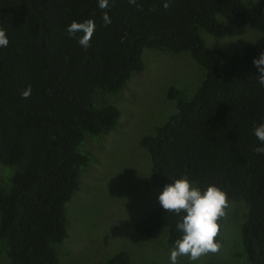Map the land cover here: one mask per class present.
<instances>
[{
	"label": "trees",
	"instance_id": "obj_1",
	"mask_svg": "<svg viewBox=\"0 0 264 264\" xmlns=\"http://www.w3.org/2000/svg\"><path fill=\"white\" fill-rule=\"evenodd\" d=\"M87 19L96 28L85 49L77 43L81 33L69 36L66 27ZM0 29L9 38L0 48V264H72L82 257L81 245L74 252L55 246L67 237L68 222L76 225L66 209L75 193L79 209L71 216L84 212L87 226L82 207L90 181L106 182V154L107 167L126 154L153 162L143 192L171 174L223 189L235 206L237 238L249 264H264V154L255 151L260 142L252 131L264 121V89L252 64L264 51V0H109L106 9L97 0H0ZM146 48L190 55L200 74L185 87L188 96L174 85L183 83L151 68L149 56L144 63ZM142 71L158 79L144 77L162 87L160 96L164 91L174 109L165 118L145 110L133 125L126 82ZM121 111L127 120L119 123ZM114 144L124 151L111 154ZM133 166L132 182L141 164ZM111 187L107 198L128 201ZM143 200L147 223L156 218L153 227L118 225L108 231L103 251L130 244L137 234L174 245L180 217L166 213L154 194ZM217 223L220 245L225 216ZM91 264L131 260L119 250ZM209 264L220 263L211 257Z\"/></svg>",
	"mask_w": 264,
	"mask_h": 264
},
{
	"label": "rangeland",
	"instance_id": "obj_2",
	"mask_svg": "<svg viewBox=\"0 0 264 264\" xmlns=\"http://www.w3.org/2000/svg\"><path fill=\"white\" fill-rule=\"evenodd\" d=\"M167 52L168 51L161 49L156 50L146 48L142 52V58L146 64V59L149 56V62H152L151 68L166 72L168 78L178 76V82L183 83L184 86L180 84L174 85L185 90L186 96H188L190 93L187 92L185 87L193 86L195 84L199 78L200 71L196 65L192 63L190 55L178 56ZM142 90L146 92L147 95L152 91L150 84H145ZM114 103L118 104L116 101H114ZM149 103L150 100L146 96L145 99L137 104L135 108L131 107L129 109V115L130 118H132L133 125L138 123ZM173 109V102L166 99L163 91V94L156 102L154 117L165 118V115L170 114ZM121 120L124 122L127 120L126 113L122 114V111L119 117V123ZM141 136L142 135L137 138H141ZM103 143L107 145L108 139H104ZM124 143L127 147L128 142ZM110 151L111 154H115L123 152L124 149L120 144H114L110 147ZM126 155L127 156L121 157L117 162L109 164V170L113 173L112 178L119 187L121 184L124 185L123 188H119L117 194H123L127 190L130 191L128 201L123 203V201H119L115 198H107V181L104 182L98 179L91 180V189L87 193V198L82 207L88 215L87 226L85 225L84 212H78L71 216L73 212L79 209V196L75 193L66 203L67 216L74 218L76 225L71 227L69 224V229L67 227V230H69L68 237L61 243L57 244L55 248H60L62 250L67 249L74 252L77 246L81 245L82 257H80L78 261L73 259L72 264H91L95 261L103 260L119 250H123L129 255L131 264H170L168 257L173 245H165L160 236L145 238L143 234H137L132 237V240H128L130 244L124 242L122 244L114 245L112 252L102 250L103 248L105 249L106 242L104 239L107 237L109 230L114 233V229H117L118 225H130L132 231H137L142 230L147 224L146 217L149 213V208L143 200V191L145 190V187L142 183L134 186L129 171L134 169L133 165L135 162L141 164L140 169L148 171L150 161L147 160L142 164L134 154ZM102 164L107 171V154L102 158ZM0 171L4 172L2 168H0ZM84 176L85 174H82L81 186L85 183ZM107 210L109 212V226H107ZM234 212L235 206L228 203L224 215L225 227L223 231H221V243L218 250L214 253L201 255L195 261L197 264H209V259L211 257H213L215 262L220 264H249L242 245L237 238L238 222L232 217ZM92 219L97 221L98 224L94 223L91 226ZM91 239H93V242ZM187 260L191 261L187 256H179L177 258V264H182ZM69 264H71V261H69Z\"/></svg>",
	"mask_w": 264,
	"mask_h": 264
},
{
	"label": "clouds",
	"instance_id": "obj_3",
	"mask_svg": "<svg viewBox=\"0 0 264 264\" xmlns=\"http://www.w3.org/2000/svg\"><path fill=\"white\" fill-rule=\"evenodd\" d=\"M128 2L134 4L135 0H128ZM97 4L100 9H106L109 5V0H97ZM164 7H168L167 2L164 3ZM103 21L105 24L111 23L106 12L103 15ZM95 28L96 24L92 19H87L82 22L73 20L67 25L66 33L69 36L81 33L77 38V43L87 49ZM8 45V35L5 30L0 29V48H6ZM167 53L178 56L189 55L186 53L175 54L169 51ZM252 64L260 73L258 83L264 89V51H261L258 54V58L253 57ZM165 75L166 72L160 71V77ZM144 77L151 79L153 83L158 80L150 71L135 73L134 77L127 82V91L133 100L132 108H135L137 104L143 101L147 96L150 103L145 110L154 112L156 102L162 92V87L150 84L152 91L147 95L146 92L142 90L143 86L147 84L144 81ZM172 78L178 82V76ZM30 93L31 87H28L21 93V95L23 98H27ZM252 131L256 139L260 142V146H258L255 151L264 154V121H261L259 124H254ZM149 159L152 160V156ZM152 165L153 162H150L149 170ZM149 170L144 171L140 169L138 171L135 180L133 181L134 186L144 183V176ZM107 172L109 175L108 178ZM105 175L107 184L113 185L111 190L119 188V185L112 178L113 173L109 170V167H107V171L105 170ZM163 179L165 181L162 182L157 189L156 186L153 185L147 188L143 194H154V196L157 197L160 207L166 213L171 212L180 217L175 227L176 230L181 233V236L175 240L174 245L169 252L168 259L170 264H177V258L179 256H187L191 261H196L203 254L216 252L219 244L214 238L217 236L220 227L217 221L225 215V209L228 207L226 192L216 185H208L206 188H201L197 182L191 180L187 175H163ZM115 195H117V193ZM123 195L128 199L130 191L127 190L123 194H119V196ZM108 214L109 212L107 210V226H109ZM155 219L156 218L152 219L146 225H152L153 227V221ZM94 223L98 224L97 221L93 220V224ZM68 235L69 230H67V237Z\"/></svg>",
	"mask_w": 264,
	"mask_h": 264
},
{
	"label": "flooded vegetation",
	"instance_id": "obj_4",
	"mask_svg": "<svg viewBox=\"0 0 264 264\" xmlns=\"http://www.w3.org/2000/svg\"><path fill=\"white\" fill-rule=\"evenodd\" d=\"M147 221H148V218H147Z\"/></svg>",
	"mask_w": 264,
	"mask_h": 264
}]
</instances>
